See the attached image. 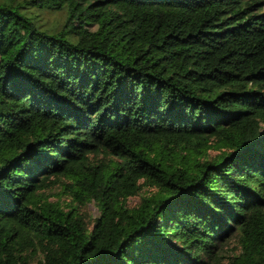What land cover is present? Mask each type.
Wrapping results in <instances>:
<instances>
[{
	"label": "trees",
	"instance_id": "1",
	"mask_svg": "<svg viewBox=\"0 0 264 264\" xmlns=\"http://www.w3.org/2000/svg\"><path fill=\"white\" fill-rule=\"evenodd\" d=\"M0 264H264V0H0Z\"/></svg>",
	"mask_w": 264,
	"mask_h": 264
},
{
	"label": "rangeland",
	"instance_id": "2",
	"mask_svg": "<svg viewBox=\"0 0 264 264\" xmlns=\"http://www.w3.org/2000/svg\"><path fill=\"white\" fill-rule=\"evenodd\" d=\"M44 20H46L48 24H51L55 21L62 22L63 14L61 15L59 13H55V14L44 13ZM209 154L214 155V154H216V151L212 150L209 152ZM146 193H148V190L146 191ZM55 198H56V196L51 198V201L54 200ZM139 201H140L139 197L130 198L127 201V206L130 208L135 207L139 203ZM87 210L92 217H97L99 215V212H98V210L94 204H89Z\"/></svg>",
	"mask_w": 264,
	"mask_h": 264
}]
</instances>
